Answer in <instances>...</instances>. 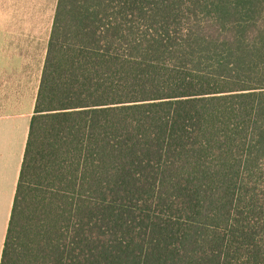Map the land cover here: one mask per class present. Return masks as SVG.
I'll return each instance as SVG.
<instances>
[{
    "label": "trees",
    "instance_id": "1",
    "mask_svg": "<svg viewBox=\"0 0 264 264\" xmlns=\"http://www.w3.org/2000/svg\"><path fill=\"white\" fill-rule=\"evenodd\" d=\"M0 264H264V0H56Z\"/></svg>",
    "mask_w": 264,
    "mask_h": 264
},
{
    "label": "crops",
    "instance_id": "2",
    "mask_svg": "<svg viewBox=\"0 0 264 264\" xmlns=\"http://www.w3.org/2000/svg\"><path fill=\"white\" fill-rule=\"evenodd\" d=\"M42 15L34 0H0V258L53 19Z\"/></svg>",
    "mask_w": 264,
    "mask_h": 264
},
{
    "label": "rangeland",
    "instance_id": "3",
    "mask_svg": "<svg viewBox=\"0 0 264 264\" xmlns=\"http://www.w3.org/2000/svg\"><path fill=\"white\" fill-rule=\"evenodd\" d=\"M55 4L56 0H34V12L43 14V21L46 19L50 21L54 13Z\"/></svg>",
    "mask_w": 264,
    "mask_h": 264
}]
</instances>
